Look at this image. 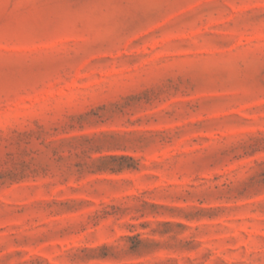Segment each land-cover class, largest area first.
Wrapping results in <instances>:
<instances>
[{
  "label": "rangeland",
  "instance_id": "1",
  "mask_svg": "<svg viewBox=\"0 0 264 264\" xmlns=\"http://www.w3.org/2000/svg\"><path fill=\"white\" fill-rule=\"evenodd\" d=\"M0 264H264V0H0Z\"/></svg>",
  "mask_w": 264,
  "mask_h": 264
}]
</instances>
